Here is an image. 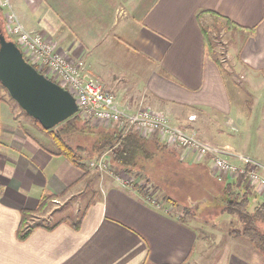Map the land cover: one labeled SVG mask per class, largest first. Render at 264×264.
Segmentation results:
<instances>
[{"label": "crops", "instance_id": "crops-1", "mask_svg": "<svg viewBox=\"0 0 264 264\" xmlns=\"http://www.w3.org/2000/svg\"><path fill=\"white\" fill-rule=\"evenodd\" d=\"M16 6L25 29L83 58V73L119 105L133 106L129 113L149 105L209 146L228 147L230 162L264 164V0H17ZM205 25L242 36L227 43L228 65L205 41ZM20 111L0 89V264H264V254L239 236L213 256L221 242L207 246L169 204L146 200L88 161H69L49 132ZM257 121L263 123L255 130ZM187 159L203 163L190 153ZM45 195L56 197L29 219L59 224L19 240L22 212H34ZM72 199L74 219L54 220L60 207L53 203Z\"/></svg>", "mask_w": 264, "mask_h": 264}, {"label": "rangeland", "instance_id": "rangeland-1", "mask_svg": "<svg viewBox=\"0 0 264 264\" xmlns=\"http://www.w3.org/2000/svg\"><path fill=\"white\" fill-rule=\"evenodd\" d=\"M8 1L10 6H12L16 11L15 12L13 10L15 14H18L19 9L16 6L17 0ZM112 10L113 9L109 11V16ZM4 12L5 9L0 8L2 25H4L5 30ZM28 17H35V14L31 15L29 13ZM19 21L22 24L21 20ZM205 28L208 32L210 42L212 43V48H216V57L219 59V62H222L223 59H226L225 48L227 46V43L229 45H236L238 39L239 41H241L242 39V36H237L226 31L224 32V29L222 30V28L220 27L210 28L209 26L205 25ZM222 64L224 66L228 65L227 62H222ZM226 77L228 81V75H226ZM0 89L4 93V96H9L8 92L4 88L0 87ZM9 102L20 111L17 103L10 96ZM120 105L123 109H126L127 112H129L133 107L131 105L127 106L125 105V103H122ZM23 112L21 113L24 114ZM63 123L64 121L52 129L54 130L56 128H59ZM70 123L71 124L68 125L64 130L65 134L63 135V138L70 146H81L83 148V152L81 153L83 154L85 161L89 162L96 159H108V151L105 150L98 153L95 150V144L99 141L101 132L120 128V125L105 126L104 124L99 122L89 121L90 127H86L82 122ZM262 123V121H257L256 125L258 128H255V130L259 129ZM202 125V127H204L205 123H203ZM49 134L51 135V133ZM147 139L150 146L148 148H150V150L154 152V155L150 157V159L142 160V171H138V169L133 168L131 172H128L125 169L113 166L112 164V167H110L109 162L107 165L108 167L102 173L106 172L114 178H123V180H119V183L124 184L125 181H127L126 185L128 187H134L137 186V184L143 189L147 187L148 192H151V200H153V202H155L156 204H159L160 202H162L163 204H169L173 208V213L176 212V214H181L182 218L189 225L196 228L199 241L205 243L207 246H210V244L212 243L214 245H217L219 244V242H221L222 246L220 244L219 249H215V251H217L218 253L212 255H223L232 246L227 241V238L235 236L233 230L236 226V220L233 215L222 212L221 205L217 203L218 198L216 197L218 195L221 196V187L217 183V180H214V176L211 177V173L209 174V172H207L210 165V160L206 159L203 160V163L192 164L186 158L185 152L170 147H167L168 149H160L158 147L156 148V145L152 144L150 138ZM186 160H188L189 162H187ZM136 175H141L143 176V178L137 177ZM144 178L148 179L149 182L147 183ZM230 178H233L238 182V179H240L241 176ZM216 179L220 180L219 178ZM240 180H243V178H241ZM121 181L124 183H122ZM149 183L159 185L160 190H154L153 186H151ZM166 195L171 196L179 205H172V203L166 202L164 199H162L165 198ZM214 199H216V201H214ZM73 201H75V199H72L67 203H53L60 207L58 209H55V211L53 212V219L55 220L59 217L72 218L76 210L75 202ZM150 205L155 206V204L152 203H150ZM183 207L188 208L190 212H184ZM33 222L43 221L41 219L30 221V223ZM198 244L199 243L197 242V246Z\"/></svg>", "mask_w": 264, "mask_h": 264}, {"label": "built area", "instance_id": "built-area-1", "mask_svg": "<svg viewBox=\"0 0 264 264\" xmlns=\"http://www.w3.org/2000/svg\"><path fill=\"white\" fill-rule=\"evenodd\" d=\"M0 8L5 9L4 31L20 48L24 59L74 97L77 104L76 114L83 120L99 122L105 126H118L123 121H127L129 127L141 138H155L166 147L182 150L186 158L190 153L197 161L209 159L210 173L216 178L243 176L246 185L264 197V176L259 173V170L264 171V164L247 161L246 169L244 166L230 162L226 158L231 152L228 147L219 149L209 146L197 136L195 131H187L171 125L161 110L149 105H139L133 113L127 112L103 84L83 73V59L67 54L51 38L25 29L8 0H0ZM194 118L189 116L191 120ZM235 156L240 161L246 160L241 154L237 153ZM108 163L106 159H96L89 161L88 165L103 172L108 167ZM115 179L123 180L119 177ZM126 184L127 181L123 185ZM145 191L151 196L147 187ZM149 201L153 202V200Z\"/></svg>", "mask_w": 264, "mask_h": 264}, {"label": "trees", "instance_id": "trees-1", "mask_svg": "<svg viewBox=\"0 0 264 264\" xmlns=\"http://www.w3.org/2000/svg\"><path fill=\"white\" fill-rule=\"evenodd\" d=\"M1 29L4 34V25ZM7 36V34H6ZM8 39H11L10 36H7ZM205 41L212 49V43L210 39L205 36ZM0 87L4 88L1 84ZM5 89V88H4ZM6 90V89H5ZM35 120V119H34ZM38 124L39 122L35 120ZM70 122H82L84 126L90 127L89 121L83 120L78 114L73 115L64 121L62 126L56 129L45 130L46 132L51 133L53 141L57 145L59 152L65 156L69 161L83 166L85 163L83 148L81 146L72 147L70 146L63 138L64 130L70 125ZM120 128H115L113 130H106L100 133V139L95 144V150L100 153L103 151H108V162L113 166L125 169L128 172H131L133 168L142 171L143 165L142 160L150 159L154 155V152L150 150L148 139L141 138L137 132H135L127 121H123L120 124ZM153 145H156V148L168 149L166 146L160 144L155 138H150ZM206 163V162H205ZM248 165H245L247 169ZM206 168V166H205ZM207 172L210 174V169L208 168ZM211 175V174H210ZM137 177L143 178L141 175H136ZM213 177V176H211ZM243 178V180H240ZM239 181L230 178L229 176H224L220 180L214 177V180H217V183L220 185V195L217 203L221 205L222 212L233 215L236 220V226L234 227L235 236L242 237L252 243L261 253L264 254V197L259 195L254 189L249 188L246 185V180L241 176ZM145 179V178H144ZM229 179V180H228ZM147 183L148 179H145ZM245 183V184H244ZM153 186L154 190L159 189V185L154 183H149ZM136 191L143 197H146L149 200L152 199L151 196L140 187L138 184L134 186ZM160 190V189H159ZM55 195H45L39 201L37 209L33 211H23L21 216V222L17 229V238L19 240H24L28 235L38 227H43L47 229H53L58 223L52 226H46L43 222H33L30 223L29 217L36 212L42 211L49 202L55 199ZM164 199L166 202L172 203V205H179L171 197L166 195ZM216 201V199H214ZM184 212H190L188 208L183 207ZM179 220L183 221V218L180 217ZM80 224V219L78 221L72 222L74 228H78Z\"/></svg>", "mask_w": 264, "mask_h": 264}, {"label": "water", "instance_id": "water-1", "mask_svg": "<svg viewBox=\"0 0 264 264\" xmlns=\"http://www.w3.org/2000/svg\"><path fill=\"white\" fill-rule=\"evenodd\" d=\"M0 84L9 96L45 130L77 112L74 97L28 63L16 43L0 27Z\"/></svg>", "mask_w": 264, "mask_h": 264}, {"label": "flooded vegetation", "instance_id": "flooded-vegetation-1", "mask_svg": "<svg viewBox=\"0 0 264 264\" xmlns=\"http://www.w3.org/2000/svg\"><path fill=\"white\" fill-rule=\"evenodd\" d=\"M0 27H2V19H1V16H0Z\"/></svg>", "mask_w": 264, "mask_h": 264}]
</instances>
